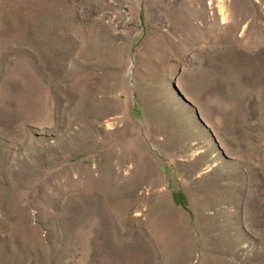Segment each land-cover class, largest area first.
Masks as SVG:
<instances>
[{
  "label": "rangeland",
  "instance_id": "1",
  "mask_svg": "<svg viewBox=\"0 0 264 264\" xmlns=\"http://www.w3.org/2000/svg\"><path fill=\"white\" fill-rule=\"evenodd\" d=\"M0 264H264V0H0Z\"/></svg>",
  "mask_w": 264,
  "mask_h": 264
}]
</instances>
